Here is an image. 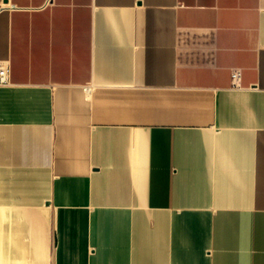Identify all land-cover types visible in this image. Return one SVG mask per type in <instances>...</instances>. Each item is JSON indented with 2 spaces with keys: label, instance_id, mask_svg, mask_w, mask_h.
<instances>
[{
  "label": "crops",
  "instance_id": "crops-1",
  "mask_svg": "<svg viewBox=\"0 0 264 264\" xmlns=\"http://www.w3.org/2000/svg\"><path fill=\"white\" fill-rule=\"evenodd\" d=\"M0 63V264H264V0H0Z\"/></svg>",
  "mask_w": 264,
  "mask_h": 264
},
{
  "label": "built area",
  "instance_id": "built-area-1",
  "mask_svg": "<svg viewBox=\"0 0 264 264\" xmlns=\"http://www.w3.org/2000/svg\"><path fill=\"white\" fill-rule=\"evenodd\" d=\"M10 65L8 63H0V84H6L10 79ZM241 69L235 68L232 72V79L235 84L240 82Z\"/></svg>",
  "mask_w": 264,
  "mask_h": 264
}]
</instances>
